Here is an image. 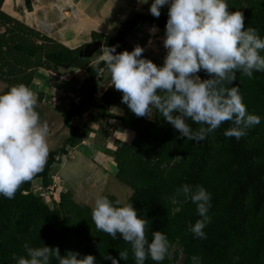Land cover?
<instances>
[{
    "label": "trees",
    "instance_id": "obj_1",
    "mask_svg": "<svg viewBox=\"0 0 264 264\" xmlns=\"http://www.w3.org/2000/svg\"><path fill=\"white\" fill-rule=\"evenodd\" d=\"M22 1L31 10V0ZM3 3L0 0V27L3 28L0 80L10 83L4 91L18 84L31 89L38 70L59 75L65 69H84L87 80L79 92L83 94L79 103L72 104L62 116L68 128L64 144L49 151L44 170L32 181L22 184L15 198L0 196V264H16L14 257L26 255L25 243L30 247H58L61 255L67 251L78 252V259L92 255L95 264H111V260L103 257L107 254L119 264H135L130 246L119 234L113 239L98 231L91 218V208L75 202L70 192L60 193L59 201L49 204L33 190V182L37 180L44 188L51 185L54 163H60L58 157L67 152V146H77L92 131L86 124L79 125L72 120L94 107L92 99L87 98L85 86L91 83L94 91L99 88L103 80L102 59L90 65L91 56L80 55L86 44L70 48L43 36L6 14ZM227 3L230 12L243 13L245 29L255 28L264 38V0H227ZM148 4L147 13L137 12L122 20L113 35L91 31L92 42L101 41L103 48L115 46L119 53L128 49L127 36L139 24L148 22L165 33L168 6L162 7L161 15L156 18L149 12L151 0ZM49 42L54 45H48ZM197 75L201 80L210 78L203 70ZM227 86L240 87L247 111L260 117V123L249 128L240 140L224 135L233 126L231 121L222 123L204 141L186 140L156 110L153 119L136 116L122 103V93L110 85L99 98L98 111L90 113L92 118L110 117L106 105L124 110L121 121L133 130L132 139L128 142L116 139L115 149L102 147V150L115 163V177L132 188L125 203H132L138 216L148 220L149 240L155 231L167 236L170 252L159 264H193V257H200V264H264V72H253L251 79L237 73V80ZM39 94L42 98V93ZM188 123L193 130L200 127L190 120ZM184 184L203 186L211 194L212 206L208 212L211 222L204 229L205 239L196 238L189 231V226L201 217L192 202L182 195L176 196V190ZM174 196L176 202H173ZM106 197L117 201L114 196ZM125 250L129 252L126 261L119 256ZM52 264L57 261L53 259ZM145 264L157 262L148 258Z\"/></svg>",
    "mask_w": 264,
    "mask_h": 264
},
{
    "label": "clouds",
    "instance_id": "obj_2",
    "mask_svg": "<svg viewBox=\"0 0 264 264\" xmlns=\"http://www.w3.org/2000/svg\"><path fill=\"white\" fill-rule=\"evenodd\" d=\"M140 2L148 4L149 0ZM165 5L168 18L162 66L143 58L142 47L118 53L114 46L103 50L104 68L100 70L107 71L110 86L122 93V103L136 116L151 118L156 110L182 137L197 143L231 121L233 126L224 135L240 140L260 123V117L249 114L240 87L227 85L237 80V73L251 79L253 72H264V38L255 28L245 29L243 13L230 12L227 0H151L150 14L159 18ZM201 70L210 78L201 80L197 75ZM37 104V94L24 84L0 92V196L7 199L15 198L21 185L32 181L47 164L48 126L41 121ZM189 120L200 127L193 130ZM65 154L58 157L60 162ZM55 185L52 175V184L45 189ZM181 195L196 206L201 217L189 231L205 239L204 229L211 222V194L203 186L184 184L176 190V196ZM91 218L98 231L113 239L120 235L130 246L135 264H145L148 258L159 264L169 255L167 236L155 231L149 240L148 220L138 216L132 203L113 202L100 195L92 205ZM24 249L25 256L14 257L16 264H52L53 259L57 264H95L92 255L78 259V252L61 255L58 247L25 243ZM119 256L126 261L129 252H119ZM103 257L119 264L108 254ZM192 259L193 264H200V257Z\"/></svg>",
    "mask_w": 264,
    "mask_h": 264
},
{
    "label": "rangeland",
    "instance_id": "obj_3",
    "mask_svg": "<svg viewBox=\"0 0 264 264\" xmlns=\"http://www.w3.org/2000/svg\"><path fill=\"white\" fill-rule=\"evenodd\" d=\"M88 3L89 0H31L32 10L29 11L22 0H6L3 9L15 19L32 25L34 29H43L48 32L47 35H50L49 37L54 40L64 41L63 43L69 47H78L91 40L87 29L73 30V26L78 25L76 19L79 14H86ZM65 10L67 11L64 13ZM1 31H3L2 27H0ZM104 49L106 48L101 47V51L93 53V56L90 57V65L93 66L95 62L102 59ZM164 50L166 51V49ZM60 74L61 78L50 71L38 70L39 77L32 82L34 93L37 96L42 93V98L38 97L36 111L39 113L41 121L48 126L50 150H57L64 144V139L68 136V128L64 125L62 116L72 105L69 104L70 101H80L78 97H82L83 94L79 95V92L86 82L79 90L77 88L84 77L87 80V72L65 69ZM102 75L103 80L99 88L89 96L94 107L81 116L74 117L72 121L79 125L87 123L86 125L89 127L95 126L97 131L102 129L109 136V140L114 141L121 139L118 138L120 133L116 130L120 129L118 127L122 121L119 119L110 121L112 124L120 125L106 129V122L101 125L95 119L96 117H90V113L95 114L98 111L100 92L111 83L110 75L106 70L102 72ZM8 84L10 83L0 80V92L4 91ZM76 91H78L77 94ZM111 111L119 112L114 108H111ZM154 112L155 110H153ZM153 118L154 114L149 119ZM87 134V138L77 146L73 148L67 146V153L61 156V162L54 165L52 175L56 182L55 186L45 189L38 181L33 182V190L41 194L47 203L52 204L53 201H59L60 193L70 192L75 202L92 208L95 198L100 195L114 196L121 203H125L131 195L132 188L115 177V163L112 157L105 155L101 148V145L103 147L109 144L108 149H115L114 143L104 142L101 135Z\"/></svg>",
    "mask_w": 264,
    "mask_h": 264
},
{
    "label": "crops",
    "instance_id": "obj_4",
    "mask_svg": "<svg viewBox=\"0 0 264 264\" xmlns=\"http://www.w3.org/2000/svg\"><path fill=\"white\" fill-rule=\"evenodd\" d=\"M93 2H94V4H92ZM148 5L149 4H142L140 2V0H104V1H102V0H93V1L89 0L88 5L86 6V14H83V15H81V13L79 14V16L76 19V22L78 23V25L73 26V30L77 31V30L82 29V28L87 29L89 31L88 32L89 36H90L91 31H97V32H100V33H103L106 35H113L116 33L117 29L119 28V24L122 20L129 18V17H132L137 12L147 13L148 10H146L145 7ZM3 8L4 7H2V10L6 14L12 16L7 11H5ZM31 10H32V4H31ZM31 10H29V11H31ZM66 11L67 10H65L64 13ZM31 27H32V25H31ZM35 30H37L43 36H45V35H46V37L50 36V35H47L49 33L46 31H43V29L37 28ZM163 38H164V32L157 29V27L155 25L150 24L148 22L139 24L127 36V46H128L127 51L131 52L137 46L142 47L144 49V52L142 54L143 58L152 59L155 62H157L158 64H160V66H162L164 57L166 55V51L164 50L165 48L163 47ZM51 39H53V38H51ZM65 41H66V39H65ZM41 42L42 41L39 40V44ZM59 42L63 43L64 41H59ZM82 44H85V42ZM48 45L53 46L54 43L49 42ZM66 46H68V45H66ZM70 48H75V47H70ZM99 60H101V59H99ZM67 70H75V71L77 70V71L86 72V70H84V69L83 70L67 69ZM45 71L49 72V70H45ZM44 74H47V73H44ZM38 77H39V75L37 73V77L35 79H37ZM85 78L86 77H84L82 79L81 84L77 88L78 90L81 88V86L85 82V80H86ZM35 79H34V81H35ZM64 82H62V83H64ZM62 85H64V84H62ZM106 88H104L102 90V92ZM31 90L33 91V87L31 88ZM71 91H73V90H71ZM102 92H100L99 98H100ZM77 93H78V91H76V94ZM70 102L71 103H69V104L71 105L72 101H70ZM105 108L108 112L110 111L109 112L110 117L101 118V117L96 116L95 119L98 120L97 122H100L101 125L106 122V124H107L106 129L115 128V126L120 125V124H117V125L112 124V123H110V121L112 122V121H115L117 119L121 120V117L124 116V110L121 109L120 107L114 106V105H110V106L106 105ZM111 108L119 110V112L117 113V111H111ZM82 124H84V123H82ZM118 128H120V129L116 130V132L120 133V136H118V138L119 137L121 138L118 140L128 142L132 139V137L134 135V132L132 129L126 127L123 124H121ZM91 129H92V131L89 132L90 134L101 135L102 138L104 139V142L106 141V143L107 142L108 143H110V142L114 143V141L109 140V136L106 134V132L104 130L101 129V130L97 131L98 129H95V126H92ZM87 135L85 138H87ZM89 136L91 137V135H89ZM99 143L101 144V142H99ZM108 145L109 144H107V146L104 145L106 147L103 146V148H107ZM101 148H102V145H101Z\"/></svg>",
    "mask_w": 264,
    "mask_h": 264
},
{
    "label": "water",
    "instance_id": "obj_5",
    "mask_svg": "<svg viewBox=\"0 0 264 264\" xmlns=\"http://www.w3.org/2000/svg\"><path fill=\"white\" fill-rule=\"evenodd\" d=\"M101 47H102L101 41H94L92 43L86 44L82 52L80 53V55H83L85 57H90L93 55L95 51L100 50ZM85 90L89 93L87 98H89L90 94H93L94 92V90L91 89V83L87 84V86L85 87Z\"/></svg>",
    "mask_w": 264,
    "mask_h": 264
},
{
    "label": "flooded vegetation",
    "instance_id": "obj_6",
    "mask_svg": "<svg viewBox=\"0 0 264 264\" xmlns=\"http://www.w3.org/2000/svg\"><path fill=\"white\" fill-rule=\"evenodd\" d=\"M92 41H93V40L91 39L90 41L86 42L85 44L90 43V42H92Z\"/></svg>",
    "mask_w": 264,
    "mask_h": 264
},
{
    "label": "bare ground",
    "instance_id": "obj_7",
    "mask_svg": "<svg viewBox=\"0 0 264 264\" xmlns=\"http://www.w3.org/2000/svg\"><path fill=\"white\" fill-rule=\"evenodd\" d=\"M6 0L4 1L3 5H5ZM3 7V6H2ZM51 72V71H50Z\"/></svg>",
    "mask_w": 264,
    "mask_h": 264
},
{
    "label": "built area",
    "instance_id": "obj_8",
    "mask_svg": "<svg viewBox=\"0 0 264 264\" xmlns=\"http://www.w3.org/2000/svg\"><path fill=\"white\" fill-rule=\"evenodd\" d=\"M60 78L62 77V75H58ZM76 103H77V101H76Z\"/></svg>",
    "mask_w": 264,
    "mask_h": 264
}]
</instances>
